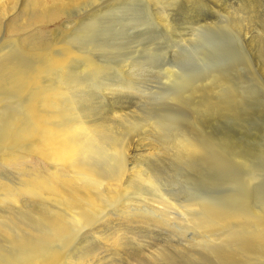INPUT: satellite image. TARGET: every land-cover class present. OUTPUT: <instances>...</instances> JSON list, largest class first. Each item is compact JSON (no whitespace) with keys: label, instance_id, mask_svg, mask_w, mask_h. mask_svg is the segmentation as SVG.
Masks as SVG:
<instances>
[{"label":"rangeland","instance_id":"1","mask_svg":"<svg viewBox=\"0 0 264 264\" xmlns=\"http://www.w3.org/2000/svg\"><path fill=\"white\" fill-rule=\"evenodd\" d=\"M6 2H0V12ZM27 2L19 0L14 13L0 17V68L9 62L7 68L34 69L36 58L45 61L71 46L79 55L67 69L68 97L76 102L71 117L85 121L89 116L97 134L100 156L87 164L109 175L101 187L106 189L123 159L152 176L150 184L147 175L134 183L144 198L135 200L126 215L111 210L93 219L74 235L71 246L59 245L58 254L70 253L76 261L96 251L101 264H264V0H96L35 30L24 27ZM23 20V29H16ZM85 61L90 65L80 70ZM3 84L0 129L28 101ZM130 138L134 149L124 156L115 145ZM189 139L197 146L191 157L182 148ZM26 154L27 166L37 163L35 155ZM38 163L44 172L50 167ZM22 168L0 159V188L3 182H19L26 174ZM34 200L22 199L18 209L0 201V215L13 214L0 219L11 228L9 237L0 236L1 258L15 262L21 257L7 238L24 237L34 227L44 231L35 224L26 228L31 213L45 207ZM213 216L224 218L225 226L206 230L202 225ZM94 229L102 238L120 229L122 245L116 243V250L99 237L87 238Z\"/></svg>","mask_w":264,"mask_h":264},{"label":"bare ground","instance_id":"2","mask_svg":"<svg viewBox=\"0 0 264 264\" xmlns=\"http://www.w3.org/2000/svg\"><path fill=\"white\" fill-rule=\"evenodd\" d=\"M2 1L4 2V0ZM2 1L0 0V2ZM13 1L14 0L10 2L9 0V3H7L8 2L7 1L6 2L7 4L4 3L5 5H2L0 12L1 19H6L9 13L11 14L16 11L15 9L18 5L17 3L19 2V0L15 1V3H13ZM95 2L96 0H31L30 2L31 4L27 2L28 4H26V7L24 5L25 12L27 11V15L29 14V19L27 23L24 25L25 22L23 20V23L19 24L18 28L16 29L22 28L23 25L26 28L27 26L30 27L32 25V28L36 27L41 29L47 23V22L45 23L46 20H49L50 21L49 23H51L55 19H59V18L61 19V15L68 12L67 10L80 9V8L82 9L85 6L91 5ZM1 22L3 21L1 20ZM40 43L41 42H39V44ZM42 45H44V43H42ZM48 46L50 47V45ZM69 47L68 49L61 47L63 51L61 52V54L55 56L53 55L50 57L47 56V58H45V61L40 60L41 57L42 59H44L43 58L44 56H41L38 59L36 58V60L37 61L39 60V62L36 65L37 67L34 69L32 68L28 69L29 67H27L28 70L23 72L20 70V68L17 65L12 66L13 62L11 63L12 65L10 64L11 67L9 68L6 67L7 66L6 64L9 62L5 63L4 70L0 68L4 72L1 73L0 75V84L1 81H3L4 83L3 86L6 89H8V90L4 89V91L6 90L9 93H11L9 90L11 88L12 92H15L16 95L18 93L19 95L24 94L28 96V101H26L25 105H22L21 113L15 115L13 114L8 121L7 119L9 117H7L6 122L4 124L1 123L4 126L3 129H0L3 130V133L1 132L2 135H0V159L2 162L14 164L17 167V169L23 166L24 169L23 168L22 169L26 170L25 171L26 174L25 176H21L23 178L20 179L19 182L14 183V185H9L6 182H3L0 188V198H1L0 201H2L1 202L2 204L7 205L9 207L11 206L15 209H18V207L21 206L22 199L24 200V203H27V201L30 198H32L33 200L39 199L40 201H44L45 203V207H42L41 205V207H38V209H36L33 213H31L33 218L29 217V214L27 215V218L29 217L31 218V220H29L30 223L26 225V228L28 229L34 227L33 226L34 224L35 226L36 225L42 226L44 231H42V228L40 227L41 228L39 229L40 232L37 231L35 232L34 230L35 227H34L33 229H31V231L27 229V231L29 232L28 233L26 232L27 234L24 237L23 234L20 236V238L18 239L16 238L17 240L15 239V237L12 239L7 238L6 240L8 242H11L10 243L12 244L11 246L15 247V249L19 251L21 257L20 260L18 261L10 262L8 259L1 258L0 256V264H92V263L101 264L102 260L101 261L96 260L99 254V253L95 254L96 251L91 252L89 255L88 254L86 256L84 255V257L80 256L79 254V256L82 258L77 257L78 259L76 261H73L72 254L65 253L64 256H61L58 254L60 252L57 251L60 250H57V248L61 244H64L63 247H66V245L71 246L75 234L85 229L87 225H92L90 223H93L92 221H95L93 219L96 218L97 220L98 217L102 218L111 210H114L117 213L123 212V215H126L128 208L132 204H134V201L143 197L142 194L135 189L134 183L136 181H139L140 179L142 180L145 175H147V177L146 176L145 177L148 179V181H146L145 180L146 178H144L145 183L146 182L149 183V179L152 180L151 179L152 176H150L149 174H145L143 176V173L147 171L146 169L143 170L144 172L140 171V169L136 170L139 167L135 169L133 168L135 165H133V167L130 165L128 166L129 163L128 164L124 163L126 161H124L123 159L122 160L123 162L120 165H118L119 167H117L116 176L113 177L109 183L106 182L108 183L106 189L104 190L103 187H101L104 184L103 179L108 178L109 175L108 176L99 175L98 173L99 171L97 172L94 168L88 166L87 164L95 154L101 152L96 145L97 134H95L94 128L89 123V119H88L89 116H86V119L88 121L87 120L84 121L83 118L76 115L75 117H71L73 112H75L74 109L76 107V102L73 101L74 99L72 100L71 98L68 97L69 89L72 88L71 87L72 82H70L71 80H68L71 74L68 73L69 71L67 69L70 67L69 66L70 62H72L74 59L79 57V55L77 54V52L70 50ZM37 51L35 50V53ZM31 61H33V59ZM85 62L86 63L83 66H81L80 70L86 69L90 65L87 61ZM54 74L56 76L55 78H54ZM47 76L49 77L48 79L46 78ZM9 93L7 94L9 95ZM14 94L13 93L11 94L13 95L12 99L16 97ZM15 101L17 100L15 99ZM6 108L7 107L5 106V109ZM2 115L0 117H2ZM108 123L110 124V121ZM132 123L134 124L135 122ZM1 127L2 126H0V128ZM126 127L130 128L129 125L125 126V128ZM107 137H109V135ZM130 139L131 140H128V142L126 143L123 142L124 143L123 146L120 143L121 140L115 145L116 150L119 152V149H121L123 151L124 156H128L131 150L134 149V148L132 149V138ZM189 140H190L189 143H186L187 141L185 142L182 140L183 143L185 142L184 145L182 144V148L184 149V152L187 153V155L188 153H190L191 154L190 157H191L192 153L190 151L194 150L197 146L196 147L194 146L195 148L192 147L193 145H190L191 144L190 142L192 141L191 139ZM137 141L139 142V140ZM137 141L135 143H138ZM180 142H175V143L180 144ZM197 143L199 142H196V145ZM180 145L179 147L177 145L178 149L180 148ZM106 146L107 145H105V148L108 149ZM147 147L150 146L147 145ZM175 147L176 146H174V148ZM138 148L141 147L138 146L137 149ZM137 149H135L136 153L138 152ZM178 149L177 151L180 153ZM151 150L149 152L154 153ZM182 151L180 153L181 156L183 154ZM25 153H29L30 155L33 156L35 155V157L38 158L37 163L27 166L28 162L27 160H25L27 154L25 155ZM196 154L198 155L199 153L197 152ZM196 154H195V158H196ZM97 155L100 156V154ZM97 155L96 157H99ZM111 155L113 154H110V156ZM118 156H120V154ZM124 156H122L121 158H123ZM184 157L188 158V156H184ZM39 161L47 162L50 164V167L48 168L47 171L45 172L43 171V166L38 163ZM153 183H154V179H153ZM101 188L104 191H102ZM11 214L12 213L6 212L5 215H0V219L3 221V219L6 218L5 216H9ZM213 217L214 219L212 218V222L204 223L202 227L203 228L205 227L206 230H215V228H217L219 224L225 226V223L223 224V222L225 221L224 218L222 219L220 217L219 218H215V216ZM2 221H0V236L9 237V232H11L10 231L11 228L8 226V228H10L8 229L6 227L7 225L4 226L3 224L4 222L2 223ZM33 230L34 233L32 234ZM119 230L112 237L108 236L106 238H102L103 236L100 237L101 235L97 236L95 234V229H94L95 235L87 233L86 237L90 239L99 237L98 239L101 238L103 241L105 240L104 241L105 245L114 248L116 247L117 250L118 245L116 243L119 244V241H121L120 235L122 234L121 231ZM13 236L15 235L13 234ZM56 243H58V245Z\"/></svg>","mask_w":264,"mask_h":264}]
</instances>
